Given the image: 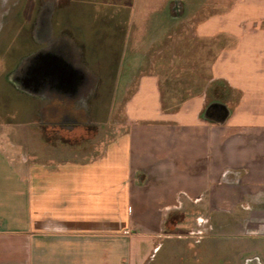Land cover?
I'll use <instances>...</instances> for the list:
<instances>
[{
	"label": "crops",
	"instance_id": "obj_1",
	"mask_svg": "<svg viewBox=\"0 0 264 264\" xmlns=\"http://www.w3.org/2000/svg\"><path fill=\"white\" fill-rule=\"evenodd\" d=\"M144 1L29 0L27 13L23 0L4 18L0 264H145L162 248L207 263L219 243L264 264V0H179L225 5L189 17L191 38L217 46L190 85L163 72L198 69L182 53L171 66L151 52L167 32L164 14L135 13ZM120 102L123 123L92 153L39 136L50 116L100 126Z\"/></svg>",
	"mask_w": 264,
	"mask_h": 264
},
{
	"label": "rangeland",
	"instance_id": "obj_2",
	"mask_svg": "<svg viewBox=\"0 0 264 264\" xmlns=\"http://www.w3.org/2000/svg\"><path fill=\"white\" fill-rule=\"evenodd\" d=\"M23 0H0V17L2 15L12 17L15 13H20L23 10V6L19 5V3ZM216 1V0H215ZM221 1V0H217ZM230 2L231 4L236 2L237 0H225ZM164 0H145L144 4H139L135 10L138 17L142 13H145L147 16L152 14H164L163 21L161 20L160 29L166 28V38H160V46L155 44L151 52H157L158 50L165 53L166 65H176V59L174 58V54L182 53L183 59L182 62L187 65V67H196L198 69H170L165 70L167 77H172L171 82L175 81L176 85L179 82L184 83L185 85H190L194 80V77H197V80H202L208 74V64L212 55L215 54L217 50L216 41L211 42L209 40H195L191 38L189 32L192 29L193 21L189 20L191 15H197L198 18L206 16L211 13L220 12L225 9V5H212L207 7H195L192 5L182 4L181 1H172L166 7H163ZM177 2L180 7L173 9L171 7L172 3ZM27 3V13L29 12V0H26ZM200 8V9H199ZM164 10V11H163ZM249 11L251 9H248ZM254 10V9H253ZM24 12V11H23ZM1 22V21H0ZM141 25L142 23L139 22ZM154 25V23H150ZM136 23H134V26ZM156 28L158 29L157 23H155ZM137 25L135 26V29ZM178 36V37H177ZM180 36V38H179ZM190 52H196L197 61L193 62V55H190ZM179 60V59H178ZM180 61V60H179ZM182 64V63H181ZM170 81V80H169ZM173 83V82H172ZM190 87V86H189ZM192 88V87H191ZM123 104V103H122ZM123 112L121 102L116 105L114 103L112 113L109 115L108 119L101 123L97 128H82L77 127L69 130H63L60 128L45 130L41 127H38V131L42 133L39 136H43L54 143L55 146H67L72 151L81 154H89L93 152V148L95 143H99L100 141L104 142L108 140L115 129L120 126L119 124L123 123ZM10 116L6 115V119L9 120ZM18 119V117L16 118ZM38 132V133H39ZM31 136V142L36 143L39 142L38 135L36 132L29 133L28 137ZM38 139V140H37ZM65 139V140H64ZM44 156V155H43ZM166 231L170 230L169 227H166ZM237 246H235L236 248ZM216 253L214 258L205 262L196 261V264H240L239 261L235 260L233 257L234 246H226L221 245L219 243L215 247ZM229 255L230 260H224L222 254ZM202 257V256H201ZM205 262V263H204ZM145 264H181L178 260L169 259L166 256L165 248H162L157 252L155 250L153 255L146 261Z\"/></svg>",
	"mask_w": 264,
	"mask_h": 264
},
{
	"label": "flooded vegetation",
	"instance_id": "obj_3",
	"mask_svg": "<svg viewBox=\"0 0 264 264\" xmlns=\"http://www.w3.org/2000/svg\"><path fill=\"white\" fill-rule=\"evenodd\" d=\"M171 7L173 9H176L178 7H180V5H178L177 2L172 3ZM7 16L2 15V17H0V30L2 29L3 26V20L4 18H6ZM78 48L80 50V60H82L84 63L86 62V57L84 54V46L80 43L78 44ZM82 50V52H81ZM11 82L13 83V85L20 87V81L19 79L13 77L11 78ZM86 88V87H85ZM93 103H88L89 107H92ZM219 109H221V107L218 105L215 107V112L219 111ZM80 111V110H79ZM56 112V108L51 104L50 107V113L54 114ZM50 114V115H51ZM42 129H45L46 131L49 129H55V128H60L63 130H69V129H73V128H77V127H82V128H97L98 127V123L96 121H94L91 118H79V117H74V118H67V117H62L60 119L54 118V116H50V118L45 119L44 123L42 122V125H40ZM65 140V139H64ZM213 232V231H212ZM211 232V233H212Z\"/></svg>",
	"mask_w": 264,
	"mask_h": 264
},
{
	"label": "trees",
	"instance_id": "obj_4",
	"mask_svg": "<svg viewBox=\"0 0 264 264\" xmlns=\"http://www.w3.org/2000/svg\"><path fill=\"white\" fill-rule=\"evenodd\" d=\"M209 114H210V108H206V110L204 111V116L206 117V118H210L209 117ZM216 115L214 116L216 119H222V118H224L225 117V114H224V112H222V111H220L219 113H215Z\"/></svg>",
	"mask_w": 264,
	"mask_h": 264
},
{
	"label": "water",
	"instance_id": "obj_5",
	"mask_svg": "<svg viewBox=\"0 0 264 264\" xmlns=\"http://www.w3.org/2000/svg\"><path fill=\"white\" fill-rule=\"evenodd\" d=\"M245 264H260V263L257 262L256 260H248V261H246Z\"/></svg>",
	"mask_w": 264,
	"mask_h": 264
}]
</instances>
